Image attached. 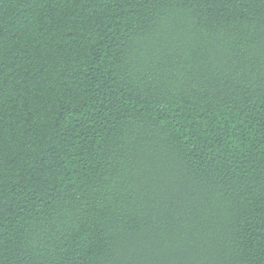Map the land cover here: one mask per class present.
I'll return each mask as SVG.
<instances>
[{
    "label": "trees",
    "instance_id": "16d2710c",
    "mask_svg": "<svg viewBox=\"0 0 264 264\" xmlns=\"http://www.w3.org/2000/svg\"><path fill=\"white\" fill-rule=\"evenodd\" d=\"M0 264H264V0H0Z\"/></svg>",
    "mask_w": 264,
    "mask_h": 264
}]
</instances>
